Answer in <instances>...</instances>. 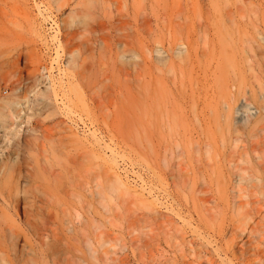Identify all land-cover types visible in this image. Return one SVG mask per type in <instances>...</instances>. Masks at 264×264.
<instances>
[{
    "label": "rangeland",
    "instance_id": "obj_1",
    "mask_svg": "<svg viewBox=\"0 0 264 264\" xmlns=\"http://www.w3.org/2000/svg\"><path fill=\"white\" fill-rule=\"evenodd\" d=\"M105 5L130 56L70 55L69 7L1 3L0 104H21L0 121V168L36 197L0 210V264H264V0Z\"/></svg>",
    "mask_w": 264,
    "mask_h": 264
},
{
    "label": "bare ground",
    "instance_id": "obj_2",
    "mask_svg": "<svg viewBox=\"0 0 264 264\" xmlns=\"http://www.w3.org/2000/svg\"><path fill=\"white\" fill-rule=\"evenodd\" d=\"M3 1L4 0H0V7H1V3ZM12 1L15 2L16 0H12ZM18 1H25V0H18ZM40 1L41 2H44V3H47L49 5H51V4L56 5L58 11H63L65 8H68L69 7L70 10H69V14L67 15V17H64V18L63 17H59L58 20L61 23L59 25V27H60V30H61L62 42L66 46L67 52L70 55H77V56L91 55L92 56V55H94V53H97V52L98 53L99 52L101 53L106 48H108L110 50L111 45H113V44L118 45L117 46L118 49L121 46V49H119L121 51L119 52V50H117V53L121 54V55L118 54L120 57L123 56V55L124 56L125 55L130 56V54H126V52L129 53V51H133L132 50L133 47L131 45L132 42H131L130 38L133 37V33L134 32L133 33L130 32L127 29V27H126V25L128 24L129 21L127 20V18L126 19H123L122 18V16H123V14H121L122 11L118 10V7L117 6H115L114 9H112V6L109 7L108 13H107V7L105 5V1L106 0H40ZM127 1L128 0H123V3H124V6L125 7H126ZM114 11H116V12L114 14H112V12H114ZM137 15H139V16H138L137 19H135V23H133V24H135V26H136V32H135L136 34H135V36H138L139 37V40H140V42H138V44L140 43L138 45L140 48L138 47L139 50L138 49L137 50H138L140 56H142V59H143L144 58L143 57L144 56L143 45H145V44H143V37L145 38L144 33H146V31H147V21H146L145 16L143 15V13H140V14L138 13V14H136V16ZM220 38H218L219 41H220ZM219 44H218V41H217V45L218 46H219ZM181 45H182V43L179 44V47ZM145 46H147V44ZM157 46L159 48L160 45H157ZM113 47H114V45H113ZM131 47H132V49H131ZM160 47L162 48L163 46H160ZM168 47H169V45H168ZM158 48L156 47V49H155L156 52L159 53L161 51V53H162V51L164 49L161 50V49H158ZM166 49L168 50L170 48H166ZM185 49L186 50H189L187 48H185ZM224 49H221V51L223 53L226 50V49L225 50ZM16 51H17V53L19 52L18 50H16ZM168 51L171 53V52L174 51V49H173V51H170V50H168ZM168 51H165V52H168ZM187 52H189V51H187ZM218 52L216 54H219L221 56L223 55V53L220 54ZM176 53L181 54L183 52H176ZM131 54H133V52ZM169 54H167V55L169 57H171ZM171 54L173 55V53H171ZM228 54H229V52H228ZM134 55L135 54H133L132 56L134 57ZM219 55H218V58L220 57ZM186 56H187V59L190 58V57H188V54L187 53H186ZM195 56H197V55H195ZM226 56H224V57H226ZM181 58H182V56H181ZM218 58H217V60H218ZM167 59H169V58H167ZM185 59L183 58V61L181 60V62L182 63L183 62H186V61H184ZM222 59L224 60L223 56L219 60H222ZM223 60H222V63H223ZM245 60H247V59H245ZM140 61H141V59H140ZM158 61H159V58H158ZM247 61H249V60H247ZM162 62H164V61H162ZM216 62H218V61H216ZM249 63H248V65H249ZM133 64L135 65V63H132L131 66ZM226 64H231V63H226ZM256 64H257V62H256ZM134 65L132 67H133V69H136V67H137L138 64L135 67H134ZM215 67L216 66L214 65V69H215ZM217 67H218V69L220 67H222V68L225 67V69H226V65L223 66V64H222L220 66V63L217 64ZM229 67H231V66L229 65ZM232 68H233V66H232ZM220 70H221V73H222L223 72L222 70H224V68L223 69L220 68ZM214 71H216V69ZM225 71L226 70H224V72ZM217 72H218V74L215 75V73H217ZM217 72H214V77L215 76L218 77V75H221L218 70H217ZM227 73H228V71H227ZM224 75H222V77ZM225 79L226 78H224L223 80L225 81ZM84 85H85V87L86 86L87 87H91V84L89 82L84 83ZM259 87H261V86H259ZM223 88H226V87H223ZM219 89L220 88H218L217 91ZM43 97H44V95H43ZM45 97H47V96H45ZM18 103L20 105L21 104V101H18L16 99H8V100H4L0 104V121L1 122L6 117L15 118V116L18 114V111H14V106L17 105ZM166 113H168V110L166 111ZM0 169H2V168H0ZM2 170L5 173L7 171V175H8V172H9L8 170H10V169L9 168H6V171L4 169H2ZM12 171H11V173H13V174L16 175V173L14 171L13 172ZM19 171L20 170H18V172L16 171L17 172V176H15L14 179L11 178V175H10L11 173L9 174L10 176L8 175L9 176L8 177L5 173L0 172V179H1V173H2V176H3V174H5V176H7V178H8V179H6V177L3 176V180L5 181L4 182L1 179L3 181V183L0 180V182H1L0 184L2 186H4L3 189H2V186H0V196H1V198H0V200H1V202H0V210L3 209V208H8V210H11L12 213L14 215H16V216L19 215V213H21V212L24 213V214H26V215H28V211L30 209H32L31 206L34 205V203H35L34 199L36 197V195L32 192V187L30 186L31 185L30 184L31 182L29 183V181H27L29 178L27 176H25V175H21ZM8 180L10 181V184H8V182H9ZM25 180L30 185L28 183L26 184ZM22 182H23L24 185L26 184V186L29 185L31 187V189L28 186L27 187L25 186V188H27V189L24 190V188H23L24 185L22 184ZM4 183H6V184H4ZM78 186H79V184H76L75 189H77ZM5 187L7 189L6 192H5ZM27 191H28V193H27ZM4 194H6V196H4ZM1 205H3V206H1ZM25 223L27 225H30V221H29L28 218L25 219Z\"/></svg>",
    "mask_w": 264,
    "mask_h": 264
}]
</instances>
